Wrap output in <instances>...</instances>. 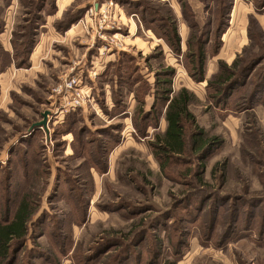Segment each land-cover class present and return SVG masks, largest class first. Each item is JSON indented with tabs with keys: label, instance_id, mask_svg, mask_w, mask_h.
Instances as JSON below:
<instances>
[{
	"label": "rangeland",
	"instance_id": "rangeland-1",
	"mask_svg": "<svg viewBox=\"0 0 264 264\" xmlns=\"http://www.w3.org/2000/svg\"><path fill=\"white\" fill-rule=\"evenodd\" d=\"M77 1L66 10L73 12L82 6L78 10L80 12L76 11L79 16L73 24L77 29L64 35L67 31L61 33L57 28L66 17L58 19L53 16L58 15L55 0L46 2L47 6H51L49 10L41 11L38 20H34L32 13L36 0H18L11 12L0 0V19L3 23L0 33L10 29L11 43L12 40L14 43L17 41L15 65L25 59L23 65L16 67L13 53L6 52L9 56L0 53L3 66L0 69V212L5 200L14 198L13 203H16L27 191L38 198L37 214L32 219L25 245L17 254L15 264H25L27 258L31 260L30 264H162L170 261H175V264H264V9L256 12L252 2L233 1L221 40L216 41L214 33L210 35L211 43L207 47L204 63L205 81L194 83L186 71V43L188 38L192 42L193 37H199L206 21H212V5L205 14L197 1H190L195 15L194 19H190L191 28L182 20L174 0L168 3L171 10L161 9L165 17L174 18L177 15L180 19L176 26L181 38L182 55L175 57L165 44L162 29L155 32L156 28H146L140 17L132 14L137 16L132 19L131 14L127 15L126 9L114 0ZM66 2L61 0L59 8H66ZM91 2L113 4L108 9V22L104 23V27L115 23V27L120 29L112 32L104 30L103 34H97V38L103 36V39H96L93 44L90 40L95 37L98 23L90 22L87 17ZM147 2L152 6L156 1ZM98 19L102 21V17ZM37 23L35 43L24 56L25 38L29 37ZM40 26H46V29ZM88 27L93 29L91 34ZM248 30L253 38L251 45ZM73 33H79V43L83 46L74 45H79V38L73 39L72 43L66 40ZM111 38L116 47L108 50ZM2 39L4 37L0 41ZM215 41L220 45L217 53L213 54ZM157 43L158 48L155 46ZM122 55L136 59L131 65L135 67L136 63L139 69L144 70L152 81L149 82L151 85L155 81V71L173 68V93L185 89L193 95L189 109L196 125L207 137H214L220 142L219 147L204 160L202 169L197 166L199 163L193 154L184 155L183 161H170L172 166H167L166 173L160 170L150 144L154 143L157 134L164 132L165 122L160 117L155 129L146 130V137H133L131 119L141 108L140 102L132 103L133 111L126 118L113 120L103 113L96 100L102 99L98 79L101 77L99 83L104 85L107 82L110 86L108 81L117 78L107 74L106 64L123 59ZM151 55L154 58L146 61ZM237 57L243 68H248L257 59L261 61L251 67L248 84L236 89L229 100L217 107L206 96L207 81L217 72L218 62L229 66ZM72 61L77 62V68L71 64ZM92 71L96 72V79L88 77ZM71 74H82L83 83L91 89L94 101L81 109L56 113L48 119L47 130L40 129L30 140L18 143L22 137L30 135L28 129L41 120L42 113L55 112L58 104L51 97L52 90L61 79ZM256 84L259 88H256L258 85L254 88ZM102 90L104 97V86ZM126 90L124 101L127 107L131 103L126 96L132 93ZM150 99H144L147 100L144 110L152 105L153 98ZM104 107L108 112L112 110L108 109L105 97ZM164 108L162 106L161 110ZM120 124L123 126L121 130L110 129L115 135L113 138L107 136L108 142H101L103 155L95 151L97 142L94 145L85 141L84 147L76 142L79 138L75 132L79 129L83 138L92 137L101 141L104 135L99 131ZM69 125L73 130L65 132ZM138 131H141L139 126ZM111 144L113 148L108 149ZM212 169H215L214 172ZM184 174L187 180L183 178ZM196 175L202 176L205 185L197 182ZM55 191L59 195L53 199L51 196ZM204 194L207 195L204 197ZM213 195L222 199L212 201ZM206 197L211 200L208 202ZM202 199L205 208L204 212L197 213L195 218L198 222L195 224L189 220L185 233L179 236L177 229L181 230L182 213L192 210ZM118 205H125L128 210L143 209V216L136 214L128 218L121 212L109 211ZM217 209H220L219 213ZM42 213L44 222L39 221ZM216 215L217 221L214 220ZM237 215L240 217L238 223L235 221ZM140 216L145 218V224L141 225L144 232L148 231L149 224L157 216L159 224L157 229L149 230L146 237L136 243V238H127L126 235ZM167 216H174L178 224L171 227L176 221ZM249 216L255 222L253 228L250 231L238 230L231 235L234 227L251 223ZM111 241L112 245L119 243L121 246L107 250L105 245ZM124 254V260L113 263L115 258L119 259Z\"/></svg>",
	"mask_w": 264,
	"mask_h": 264
},
{
	"label": "trees",
	"instance_id": "trees-1",
	"mask_svg": "<svg viewBox=\"0 0 264 264\" xmlns=\"http://www.w3.org/2000/svg\"><path fill=\"white\" fill-rule=\"evenodd\" d=\"M4 4L9 7V3H11V0H3ZM23 2L24 0H20V2ZM116 3L120 4L125 11L127 12V15L136 14L139 19L142 21L144 26L146 28L155 29L154 31L157 32L158 30H163L162 35L166 37L165 44L175 55V57H178V55H182V44H181V38L179 33L177 32V19L174 16V18L171 17H165L163 10L161 9H167L171 10V8L168 6V3L171 0H155L156 2H153L154 4L152 6L149 5L147 0H126V1H119L114 0ZM176 5L179 6V12L181 14L182 20L188 25L191 26L190 19H194L195 15L193 12V9L190 5V1H197L198 4H200L203 7L204 13L207 14L209 12V9L211 5L213 6L212 14L213 19L210 22V19L204 23L202 33L199 34V37H193L192 42L187 40L186 43V54L185 59L188 63V66H186V71L188 73V76L191 78V80L194 83H203L205 81V71H204V63L206 59V52L207 47L210 41V35L213 36L216 41L221 40L222 33L224 32L225 27L227 26L232 7H233V1L234 0H174ZM246 2H252L255 8V11H259L261 9H264V0H245ZM161 2V3H160ZM37 3V4H36ZM35 10L33 13L34 20L40 19L39 14H41V11L44 7V1L43 0H37L36 1ZM51 6V5H49ZM177 6V8H178ZM166 11V10H165ZM1 8H0V16H1ZM80 12V11H78ZM78 12H66L63 14V17H66L65 21H61V23L58 26V31L63 33L64 31L68 30L71 25H73L76 20L78 19ZM32 13H29L32 14ZM34 22V21H33ZM225 22V23H224ZM193 20V25H194ZM3 23L0 19V32L2 31ZM33 27V23H32ZM38 23L35 26V29L32 31L31 34H29V37H26V43L23 45L25 47L23 51V55L25 56V53L27 54L28 51L30 52V48L35 43V36L37 35L38 30ZM170 30V31H169ZM154 32V33H155ZM17 33H15L16 35ZM170 34V35H169ZM22 35V34H21ZM156 35V34H155ZM248 35L250 39V45L252 44V36ZM17 36V35H16ZM216 41L213 43L215 46V49L213 50V54L217 53V48L219 47V43ZM13 47V59H14V65L15 62V53L14 49H16L17 41L12 40V46ZM160 47L159 45L157 48ZM251 47V46H250ZM29 48V49H28ZM212 51V49L210 48ZM16 51V50H15ZM1 54L8 55L2 47L0 48ZM9 56V55H8ZM154 55H151L150 57L146 58V61L149 58H154ZM122 58H118L114 61H110L106 67L107 74L114 75L117 79L109 80L113 85L110 84V90H111V101L113 103L112 110L108 112L106 108L104 107V97L102 94L103 86L107 83L101 84V77L98 79V89L100 92V95L102 96V99H96L97 104L101 106L103 113H107V116L109 119L113 118H126V105H125V90L128 93H132L134 96L135 101L140 102L142 105L140 109H138L135 112L134 118L131 119V125L134 129L133 137L140 136V137H146L147 133L146 130L149 128L155 129L158 125V122L160 121V117L164 119L165 122V128L164 132L161 135H156L154 137V143H151L150 146L154 152V156L156 157V160L159 163V168L162 172L166 173L167 166H172L170 161L173 160H180L183 161L184 155H195L197 158V161L199 163L200 169L203 168L204 165L202 163L204 160L209 157L217 147H219L220 142L217 141L214 137H207L205 133L198 128L196 125V121L194 119L193 114L190 112V105L193 102V95L189 93L185 89H181L178 91V93H173L171 89L172 84V78L175 75V70L173 68H165L162 71H155L154 78L155 81L153 85H151L145 77L140 73V69L138 68L137 64L135 63V67L131 64L135 62L136 59H132L129 55H122ZM10 60V58H9ZM25 59H21L20 62L16 67H19L21 64H24ZM261 60L257 59L248 68H243V64L240 63V59L237 57L233 60L231 65H226L222 62H218V70L215 74H213L210 77V80L207 81L206 89L208 91V94L206 95L208 100L210 102L212 101L215 103V105L218 107L221 103L229 100L233 93L236 92V89H239L241 86L248 84L247 81L249 80L250 76L249 72L251 70V67L258 64ZM3 66L1 65L0 61V69H2ZM1 71V70H0ZM253 74V73H252ZM252 76H256L253 74ZM106 80V79H105ZM100 85V86H99ZM258 85V86H257ZM257 86V87H256ZM126 87V89H125ZM259 88V84H256L254 88ZM254 92V91H253ZM151 96L153 98V103L150 106V108L146 111L143 109V105L145 104V97ZM164 106V110H161V107ZM64 124V123H63ZM141 130L140 132L138 130ZM72 126H67L65 132L71 131ZM123 126L120 124L118 126H108L103 128L100 132V134L104 135V139L101 141H96L91 137V139L83 138L82 137V131L80 129L75 132V136L79 139L76 141L79 144H82V147L85 146V141L91 142L95 145V142H97V145H95V151H100V153H103L102 143L106 144L108 142V137L113 138L115 135L114 133H111L110 129H114V131L121 130ZM40 131V129L35 130L32 133H29L30 135L27 137H22L18 143H25L26 140H30L32 135ZM188 132V136L186 133ZM95 134L97 135V130H95ZM119 138V137H118ZM118 141V139H117ZM116 141V143H117ZM102 142V143H101ZM105 142V143H104ZM115 143V144H116ZM112 147V144L108 147L110 149ZM113 148V147H112ZM102 149V151H101ZM107 149V150H108ZM11 152V151H10ZM103 155V154H102ZM107 155V152H106ZM34 156V154H33ZM194 157V156H193ZM217 166V165H216ZM215 166V167H216ZM215 169H212V172H214ZM13 174V173H12ZM12 174L10 176H12ZM184 174L183 178L187 180V176ZM10 176L7 178L9 179ZM197 182L203 186V183L205 185L204 180L202 179V176L196 175ZM223 176V175H222ZM185 180V181H186ZM12 186V185H11ZM26 194L22 195L16 203H13L15 200L10 199L8 201L5 200L4 207L2 211L0 212V264H15L17 261V254L22 250V248L25 245L26 236L28 234L29 226L32 224V219L37 214V195L30 194L29 191L25 192ZM202 193V191H201ZM213 194V193H210ZM59 193L56 191L53 192L52 198L56 199L58 197ZM207 194H204V197ZM221 196V195H220ZM214 198L212 201H218L219 198L218 195H213ZM67 200V199H66ZM202 199L201 201H198V204L194 205V208L192 210L184 211L181 216V230L177 229V234L181 236L183 233H185L186 230V223H188L189 220H192L195 222V224L198 222V218H195L197 216V213L204 212V203ZM206 200L209 202L211 200L210 198L206 197ZM196 203V201H195ZM88 204V203H87ZM86 204H84L85 206ZM126 206H129L126 204ZM125 205H118L113 206L111 209H109L110 212H121V214L126 217L134 216L142 214V210L140 208H135L133 210H128V208ZM142 208V207H141ZM103 209V208H102ZM220 209H217L216 211L219 213ZM87 211V209H86ZM127 213V215H126ZM44 213H42L39 221L44 222L45 219H42V216ZM86 216V213H85ZM83 215V217H85ZM139 217L135 223L131 225V229L126 235L128 237H134L136 238L135 242L143 240V238L146 237V234L149 230L157 229V225L159 224V218L155 217L156 219L153 220L151 224H149L148 231L144 232V229L141 228V225H144L145 218ZM168 219H172L175 221V223H172L171 227L173 225H177L178 221L174 218V216H167ZM239 215L236 216L235 221L239 222ZM251 223H247L248 225L245 226H239L238 228L234 227V229L231 230V235H235V233L239 230H247L250 231L253 226L255 225V222H252L251 217L249 218ZM247 219V220H248ZM217 221V215L214 219ZM264 220V215H263ZM256 221V220H254ZM35 223V222H33ZM183 223V224H182ZM41 225V224H39ZM138 227V228H137ZM151 228V229H150ZM230 229L232 227H229ZM264 229V228H263ZM139 230V231H137ZM137 231V232H135ZM233 233V234H232ZM242 233V232H241ZM244 236V235H242ZM241 235H237V237H242ZM114 239V238H113ZM112 239V240H113ZM111 243L105 245L107 246V250L110 248H113L115 250L121 244L115 243V245H112ZM106 247H104L105 249ZM112 250V249H111ZM29 253V252H28ZM29 255L32 256L31 252ZM126 254L119 257V259H114L113 263H118L119 261L124 260ZM30 256V257H31ZM108 255L107 257H109ZM41 257V255H40ZM39 257V258H40ZM48 257V256H47ZM88 260V258H87ZM31 260L26 259L25 264H30ZM162 264H175V261L170 262H164Z\"/></svg>",
	"mask_w": 264,
	"mask_h": 264
},
{
	"label": "built area",
	"instance_id": "built-area-1",
	"mask_svg": "<svg viewBox=\"0 0 264 264\" xmlns=\"http://www.w3.org/2000/svg\"><path fill=\"white\" fill-rule=\"evenodd\" d=\"M112 6L113 4H111L110 2L107 5H98L96 3L90 4V7L87 10V17L90 19V22L98 23V28L96 27V31H94V33H96L95 37H91V44H93L96 39H103V36L97 38V34L104 32V30H109V32H112L114 30L120 31L118 27H115V23H112V26L104 27V23L108 22V9ZM130 16L132 19L137 18L136 15ZM98 17H102V21H100ZM92 30V27H88V33L91 34ZM111 47H116L113 38L110 39L108 47L106 49L110 50ZM90 76H93L96 79L97 74L95 71H92L89 72L88 77L91 78ZM83 81L84 79L82 77V74H71L69 75V77L61 79V82L52 90L51 93V97L55 99V104H58V107L54 113H52L51 111L48 119H51L58 112L62 114L63 112H69L70 110L81 109L86 104H90L94 101L93 95L91 96L90 94L91 89L86 87ZM85 88L86 90H84Z\"/></svg>",
	"mask_w": 264,
	"mask_h": 264
},
{
	"label": "crops",
	"instance_id": "crops-1",
	"mask_svg": "<svg viewBox=\"0 0 264 264\" xmlns=\"http://www.w3.org/2000/svg\"><path fill=\"white\" fill-rule=\"evenodd\" d=\"M16 1H18V0H11V3H10V5H9V8H8V11L9 12H11L12 11V8H13V5L16 3ZM37 1V0H36ZM44 1V7H43V9H42V11H47V10H49L48 8H49V6H47L46 5V2L48 1V3H49V1L50 0H43ZM61 0H55V2H54V6H55V8H57L58 9V15L56 16V15H53L54 17H56V18H61L62 17V15L66 12V10H69V9H71L72 8V6H74L78 1L77 0H67V2L65 3V5L64 6H67L66 8H64V9H60L59 8V6H58V3L60 2ZM91 1V0H90ZM193 2V1H192ZM191 2V3H192ZM92 3V2H91ZM90 3V4H91ZM63 6V7H64ZM195 6L196 5H194V8H195ZM62 7V8H63ZM82 7V6H81ZM81 7H79V8H81ZM191 7H192V5H191ZM79 8H77V9H75L74 11H73V13L74 12H76V11H78V10H80ZM192 9H193V7H192ZM179 11V10H178ZM48 13V12H47ZM173 13H175V11H173ZM42 14V13H41ZM176 18H177V22H179V18L177 17V15H176ZM41 27V29L42 28H44V29H46V26H44V27H42V26H40ZM5 29V28H4ZM75 29H77V26H71L68 30H66L67 32H65L64 33V35L65 34H70L72 31H74ZM179 29H180V27H179ZM9 30V32L6 30V31H4L3 33H0V39L2 38V37H4V39H2V40H4V43H3V41L1 42L0 41V47H2V49L5 51V52H7V53H9V54H12L13 53V46H12V43H11V41H10V39H11V32H10V29H8ZM90 34V33H89ZM9 35V36H8ZM42 35V34H41ZM56 35H59V34H57L56 33ZM79 33H73V35H69V38H67L66 40L67 41H69L70 43H72L73 42V39L75 40V39H78L79 37ZM60 37H61V35H60ZM131 37V36H130ZM128 38V37H127ZM71 40V41H70ZM79 42H81L80 41V38H79V41H78V43ZM88 42V41H87ZM90 44H91V40H90ZM158 45H159V43H157ZM74 45H76V46H83L82 45V43H79V45L78 44H74ZM158 45H155V46H158ZM36 46V45H35ZM88 47H90L89 45H87ZM154 48V47H153ZM152 48V49H153ZM112 56H114L113 54H112ZM110 60L112 59V58H109ZM77 62H81V60H78ZM77 62H75V61H72V63L71 64H73V65H75V67L77 66ZM108 62V61H107ZM112 62V61H111ZM107 65V64H106ZM77 68V67H76ZM80 68L81 67H79L78 68V70H80ZM140 71V73L146 78V80L148 81V82H152L151 81V79H148L149 78V76H146L145 75V73H144V70L142 71V69H140L139 70ZM104 97H105V103H106V105H107V107H108V105H109V108L108 109H110V108H112V106H113V103H112V101H111V90H110V86L108 85V84H105L104 85ZM131 96H133V94H130ZM131 96H129V94L126 96V98L128 97V100L130 101V103L131 104H129L127 107H126V113H127V116H130L131 115V113H132V103L134 102V104H135V99H134V97H131ZM131 97V98H130ZM145 98H148V99H152V97L151 96H146ZM106 99L108 100V103L106 102ZM150 99V100H151ZM127 104V103H126ZM145 104H147V100L145 101ZM97 105V104H96ZM96 105H94V107L96 106ZM84 108V107H83ZM150 108V107H149ZM148 108V109H149ZM148 109H146V111L148 110ZM117 119V117L116 118H113V120H116ZM165 128V127H164Z\"/></svg>",
	"mask_w": 264,
	"mask_h": 264
},
{
	"label": "water",
	"instance_id": "water-1",
	"mask_svg": "<svg viewBox=\"0 0 264 264\" xmlns=\"http://www.w3.org/2000/svg\"><path fill=\"white\" fill-rule=\"evenodd\" d=\"M50 116L49 111H45L44 113L41 114V120L33 123L30 128L28 129L29 133L34 132L37 129L41 130H47V123H48V117Z\"/></svg>",
	"mask_w": 264,
	"mask_h": 264
}]
</instances>
